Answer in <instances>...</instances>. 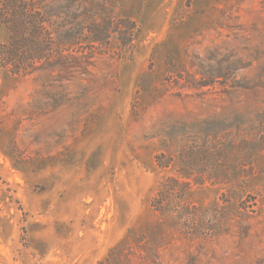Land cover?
Segmentation results:
<instances>
[{"label": "rangeland", "instance_id": "374dc122", "mask_svg": "<svg viewBox=\"0 0 264 264\" xmlns=\"http://www.w3.org/2000/svg\"><path fill=\"white\" fill-rule=\"evenodd\" d=\"M36 6L43 60L0 26V264H264V0Z\"/></svg>", "mask_w": 264, "mask_h": 264}, {"label": "trees", "instance_id": "16d2710c", "mask_svg": "<svg viewBox=\"0 0 264 264\" xmlns=\"http://www.w3.org/2000/svg\"><path fill=\"white\" fill-rule=\"evenodd\" d=\"M40 2L41 0H0V26H4L10 33L9 44L1 47V54L6 63L10 62L12 58L23 61L31 55H28L26 50V45L29 42L35 44L32 59H44L46 49L41 46L38 39L42 34V26L45 21L42 13L36 10L38 8L36 5ZM61 9L68 10L67 7ZM27 35H31L37 40L29 39ZM96 40L93 39V41ZM18 64L15 63L17 69L20 66Z\"/></svg>", "mask_w": 264, "mask_h": 264}]
</instances>
